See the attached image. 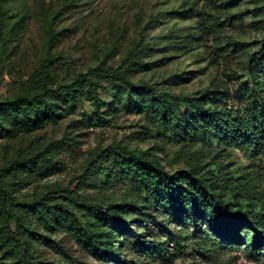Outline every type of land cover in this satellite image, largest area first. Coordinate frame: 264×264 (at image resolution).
Masks as SVG:
<instances>
[{
    "label": "rangeland",
    "instance_id": "obj_1",
    "mask_svg": "<svg viewBox=\"0 0 264 264\" xmlns=\"http://www.w3.org/2000/svg\"><path fill=\"white\" fill-rule=\"evenodd\" d=\"M263 46L264 0H0V170L10 173L9 199L29 202L69 188L106 206L122 201L119 189L83 180L96 153L112 144L146 153L170 173L188 169L189 145L147 120L134 102L141 100L138 92L120 80L94 78L105 88L95 106L76 83L81 74L129 68L134 85L146 83L173 97L235 94ZM91 115L102 119L90 125ZM216 155L211 169L222 165L238 175L250 165L237 150ZM46 161L54 171L42 176L33 167ZM60 209L70 218L28 224L46 238L31 252L43 264H264V257L250 260L243 247L214 252L195 240L184 242L182 253L171 244L166 260L142 261L118 247L121 263L107 262L83 242L73 219L108 252L119 231L90 209ZM14 232V222L0 213V264L15 262L6 247Z\"/></svg>",
    "mask_w": 264,
    "mask_h": 264
},
{
    "label": "trees",
    "instance_id": "obj_2",
    "mask_svg": "<svg viewBox=\"0 0 264 264\" xmlns=\"http://www.w3.org/2000/svg\"><path fill=\"white\" fill-rule=\"evenodd\" d=\"M262 50L250 62L248 82L235 94L228 90L214 91L201 99L173 97L146 83L134 85L129 68L90 69L81 74L76 83L85 88L84 98L95 106L101 101L99 91L105 88L94 78L106 82L120 80L130 85L141 95V100L134 102L147 120L155 128H163L179 138L178 141L185 142L184 148L189 145L190 149L186 150L189 167L170 173L146 153L119 144L109 145L96 153L83 176L84 181L96 178L106 187L123 192L122 201L108 206L83 199L69 188L29 202H12L6 184L10 173L0 170V213L15 224V232L6 242L15 256L14 264H43L31 252L46 238L30 230L28 224L37 221L50 226L51 219H69L60 206L90 209L99 220L119 231L114 241L116 248L108 252L87 225L73 219L83 242L107 262L121 263L118 247L129 249L142 261L166 260L171 254V244L182 253L187 247L182 244L188 240H195L202 250L212 247L214 252L243 247L250 260L261 261L264 257V46ZM207 103L211 107L207 108ZM183 104L185 111L181 110ZM101 119L91 115L87 122L94 125ZM232 149L244 153L249 167L238 175L225 172L222 165L211 169L217 164L212 161L216 154ZM33 169L42 176L54 171L50 161Z\"/></svg>",
    "mask_w": 264,
    "mask_h": 264
}]
</instances>
